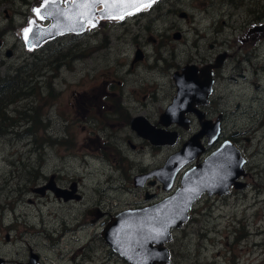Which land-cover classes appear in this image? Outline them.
Masks as SVG:
<instances>
[{
  "label": "rangeland",
  "instance_id": "1",
  "mask_svg": "<svg viewBox=\"0 0 264 264\" xmlns=\"http://www.w3.org/2000/svg\"><path fill=\"white\" fill-rule=\"evenodd\" d=\"M46 1L0 0V38L4 40L0 76L14 74L16 69L17 75L32 81L10 104L7 117L0 118V128H6L0 134V257L4 264L27 262L30 251L38 254L42 264H127L100 236L111 216L144 201V190L134 185L135 170L131 175L129 164L122 166L112 142V137L125 141L127 126L120 127L125 111H120L133 96L144 103L153 98L151 92L158 91L161 98L166 95L168 85L155 83L162 80L157 75L162 63L176 68L187 61H201L217 50L208 47L211 41L223 42L233 53L229 73L243 66L251 81L257 78L262 83L257 92L241 80L226 89V133L247 130L244 136L250 139L247 143L240 138L249 155L243 166L248 185L219 195L222 199H203L189 225L175 231L168 245L169 264H264V32L254 29L264 25V0H165L124 24V19L147 11L98 18L84 33L63 34L28 49L22 35L33 24L48 23L37 13ZM169 6L175 11L163 17ZM182 12L190 15L189 23L179 17ZM178 28L189 31L185 39L171 36ZM244 31L260 34L242 43ZM136 44L143 47L145 62L132 70ZM5 49L13 51L11 57L5 56ZM46 50L47 59L38 64L31 80L26 76L32 71L30 62ZM246 51L251 52L254 67L245 60ZM160 55L167 60H160ZM154 62L158 67L147 65ZM42 73L45 78L36 77ZM23 84L17 81L13 89L19 92ZM51 177L60 188L75 183L83 198L66 202L49 189L43 196L32 190ZM152 189L165 194L161 188ZM93 207L105 215L92 221L94 216L87 210Z\"/></svg>",
  "mask_w": 264,
  "mask_h": 264
},
{
  "label": "water",
  "instance_id": "2",
  "mask_svg": "<svg viewBox=\"0 0 264 264\" xmlns=\"http://www.w3.org/2000/svg\"><path fill=\"white\" fill-rule=\"evenodd\" d=\"M155 1L157 0H67L63 4L61 0H47L38 8L37 13L41 18L48 20V23L31 25L24 43L26 48L36 49L57 36L81 34L86 31L89 23H96L98 18H122ZM180 15L184 16L185 13L182 12ZM254 29L262 30L263 25L255 26ZM1 47L0 39V49ZM12 54L11 49L5 50V56L11 57ZM223 57L224 55H219L217 62ZM174 79L178 93L162 119H168L173 113L182 121L183 118L179 113L182 104L181 95L186 88H189L190 91L187 93L191 94V100L186 101L187 106L192 107L195 103H201V88L206 83L207 77L205 74H196L193 66H187L182 68L181 74L175 73ZM131 127L153 143L166 142L163 139V132L154 129L143 117L133 118ZM202 127L201 133L193 136L180 151L170 155L162 166L135 176L134 185L141 186L147 178L154 177L162 183L164 190H169L179 168L187 162L186 160L200 152L198 149L193 151L198 147L196 145L198 136L202 132L204 134L210 131L208 130L210 128H205L204 123ZM210 133L208 132L212 141L215 133ZM243 164L239 150L225 143L205 162L191 168L184 175L181 188L172 194L152 205L126 208L111 216L100 231L101 238L127 264H168L170 261L168 243L173 237L172 229L180 228L187 220L193 202L202 193L222 195L228 192L231 185L241 188L243 185L238 182V178L243 174ZM46 187L36 188L35 191L44 195ZM48 189L56 197L67 201L73 198L72 193L76 192V185L72 183L68 188H60L55 185L51 177ZM75 198H79V195H75ZM87 213L93 215L95 219L104 214L100 209H88ZM38 258V254L31 251L27 262L16 264H40ZM3 263L4 259L0 257V264Z\"/></svg>",
  "mask_w": 264,
  "mask_h": 264
},
{
  "label": "flooded vegetation",
  "instance_id": "3",
  "mask_svg": "<svg viewBox=\"0 0 264 264\" xmlns=\"http://www.w3.org/2000/svg\"><path fill=\"white\" fill-rule=\"evenodd\" d=\"M165 0L160 1L159 3H155L156 5H150L146 8L145 14H136L134 17L130 19H124L121 24H124L134 18H138L141 15H146L151 12L154 8H156L160 3ZM158 8V7H157ZM156 8V9H157ZM175 11V9L169 6L165 13H162L163 17L168 18L169 12ZM185 13V12H184ZM182 19H185V22H190V15L179 16ZM254 26V25H253ZM177 32V33H176ZM186 32L188 30H182L178 28L171 36L176 40L185 39ZM261 33L264 32V29L260 31ZM259 31H244L242 37H240V41L242 43H250L256 38L257 34H260ZM152 38V37H151ZM2 41V46L4 45V40L0 38ZM153 42L156 39L152 38ZM253 46V45H252ZM208 47L210 49L217 48V50L211 54L203 58L201 61H187L182 64H178L176 68H173L175 64L173 63H162L159 67L160 72L157 74L162 80L155 81L156 86L159 87L160 85H168V92L166 95L163 93L162 98L159 96L158 91L151 92L150 94L153 96L149 101L144 103H140L137 101L134 96L132 97V101L126 102L123 104V109L120 112H124L121 115V125L120 127L127 126V130L124 133L125 141H121V139L113 138V144H115L116 148L120 152L119 161H122V166L129 164V169H132L131 175L133 170H135V174L133 175H141L151 171L154 168L161 166L166 159L180 151L185 143H187L193 136L198 135L201 133L202 124L206 125L205 128H210L212 132H217L218 135L215 141L209 143V137L206 134H202L198 136L197 142V149L200 150L194 157L186 160V162L176 173L174 178L172 191L177 190L182 185V180L184 175L194 166L204 162L207 157L217 150L223 143H231L234 145L243 156L244 163L247 164L249 161L248 152L244 149V146L240 142V138L244 139L247 143L250 141L249 137L244 135L247 134V130H243L240 132L238 129H234L230 134L226 133L227 128V110L229 107L228 103V92L226 91L228 84H238L244 83L254 89V91H259L261 89V81L260 79H255L251 81L243 70L245 67L235 66L232 68L231 73L228 70V60L233 57V53H229L227 48L223 47V42L217 43L216 41L208 42ZM6 50V49H5ZM247 50V49H245ZM133 61L136 62L131 69L133 70L135 66H139V64H144L145 62V53L143 47L136 44L132 51ZM219 55H224L223 59L220 62H217V58ZM245 60L248 61L249 66L254 67L253 63L250 61L251 52L246 51L244 53ZM160 60H167L164 55L157 56ZM241 60L237 61V64H240ZM150 66L154 65L158 67L156 62L147 64ZM216 65V66H215ZM187 66H193L196 74H205L207 77L206 83L201 88V99L202 102L199 104H193L192 107L187 106V102L191 100V94L187 93L190 91L189 88H186L183 95H181V107H180V116L183 118L182 121L175 116V114H171L170 117L166 120H163V115L167 112L168 107L173 104L175 97L178 93V86L174 79L175 73L181 74L182 68ZM253 73L256 77L257 69H253ZM156 76V75H155ZM119 83H121L119 81ZM227 92V93H226ZM186 93V94H185ZM167 98L166 102H163V99ZM147 96L145 95V98ZM254 98V96H252ZM188 100V101H187ZM128 101V96H127ZM160 101V104H158ZM187 101V102H186ZM155 103L154 107L149 108V105ZM239 103H236V107ZM198 112V113H196ZM174 115V116H173ZM179 115V114H178ZM136 117H143L145 120L156 130H160L163 132V139L166 141L165 143H153L149 138L143 137L137 133L136 130L132 129L131 127V120ZM215 128V129H214ZM206 133V132H205ZM171 141V142H170ZM97 147L99 143L97 142ZM125 145H128V149L131 153H135L136 156H132L128 153L127 148ZM193 153V152H192ZM163 156L162 160H160L161 155ZM155 161H162L161 163H157ZM243 165V166H244ZM130 175V177H131ZM244 175H246V169L244 168L242 176L239 178L240 184L243 185L240 189H245L247 187L248 182L245 180ZM123 180V179H122ZM150 181H155L154 183L150 184ZM107 182V181H106ZM72 183V182H71ZM65 186V188L70 187V184ZM160 184V186H159ZM153 180L148 179L143 186H141L143 191V202L135 203L130 207H142L146 206L150 203L159 201L166 196V193H159L154 191L152 188L157 187L162 189L161 183ZM42 186H47L44 190V195L48 194V179H46L45 183L40 186L34 187L32 190L35 192L36 188H40ZM231 188L230 192L233 190H240ZM163 190V189H162ZM164 191V190H163ZM165 192V191H164ZM229 192V193H230ZM37 193V192H36ZM228 193V194H229ZM73 198L67 200L69 201H79L83 198V194L76 188V192L72 193ZM75 195H79V198H75ZM225 196V195H224ZM224 196L218 195H209L207 193H203L200 198H198L194 204L192 209L190 210V216L186 222L182 224L179 228L180 230L186 228L189 225V222L192 221V214L195 211L196 207L199 205L201 206V201L205 198H220L222 199ZM147 197V198H146ZM58 198V197H57ZM61 199V198H58ZM31 201V200H29ZM94 209H99V207H93ZM199 208V207H198ZM105 213V212H104ZM105 215V214H104ZM100 219V218H99ZM97 219H92V221ZM196 221V219H194ZM8 239V236H6ZM31 252V251H30ZM4 259V258H3ZM5 263V260H4ZM3 263V264H4ZM40 264L41 261H40Z\"/></svg>",
  "mask_w": 264,
  "mask_h": 264
},
{
  "label": "trees",
  "instance_id": "4",
  "mask_svg": "<svg viewBox=\"0 0 264 264\" xmlns=\"http://www.w3.org/2000/svg\"><path fill=\"white\" fill-rule=\"evenodd\" d=\"M47 56H48V51L46 50L41 57L31 60L30 64L33 66L32 71L30 73H27L26 76L31 78L32 80L33 75L39 69L38 64L44 63L47 59ZM24 67H27V66H24ZM13 71H14V74L13 73L10 74L12 72L10 71L9 73L3 74L4 76H0V118H2L3 116H6L5 113H6V110L9 111L10 104L16 102L17 101L16 99L19 98L22 94H24L22 89L27 84H30L32 82V81L28 82V79L24 80L21 75H17L18 70L14 69ZM36 77L45 78V73L38 74ZM17 81H22L24 83L23 86L20 87L19 92L16 89L15 90L13 89L14 88L13 84H15V82ZM4 132H6V128H0V134Z\"/></svg>",
  "mask_w": 264,
  "mask_h": 264
},
{
  "label": "snow or ice",
  "instance_id": "5",
  "mask_svg": "<svg viewBox=\"0 0 264 264\" xmlns=\"http://www.w3.org/2000/svg\"><path fill=\"white\" fill-rule=\"evenodd\" d=\"M37 11H39L38 9H37ZM27 31H28V29H25V32L27 33Z\"/></svg>",
  "mask_w": 264,
  "mask_h": 264
},
{
  "label": "bare ground",
  "instance_id": "6",
  "mask_svg": "<svg viewBox=\"0 0 264 264\" xmlns=\"http://www.w3.org/2000/svg\"><path fill=\"white\" fill-rule=\"evenodd\" d=\"M26 32H24V34L22 36H25Z\"/></svg>",
  "mask_w": 264,
  "mask_h": 264
}]
</instances>
